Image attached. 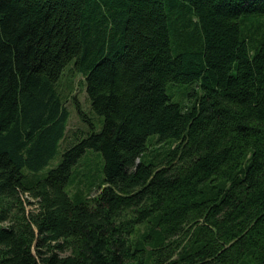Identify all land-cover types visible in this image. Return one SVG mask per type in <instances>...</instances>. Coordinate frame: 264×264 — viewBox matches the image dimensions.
<instances>
[{
	"label": "trees",
	"instance_id": "trees-1",
	"mask_svg": "<svg viewBox=\"0 0 264 264\" xmlns=\"http://www.w3.org/2000/svg\"><path fill=\"white\" fill-rule=\"evenodd\" d=\"M69 63L103 126L39 173ZM0 264H264V0H0Z\"/></svg>",
	"mask_w": 264,
	"mask_h": 264
},
{
	"label": "rangeland",
	"instance_id": "rangeland-1",
	"mask_svg": "<svg viewBox=\"0 0 264 264\" xmlns=\"http://www.w3.org/2000/svg\"><path fill=\"white\" fill-rule=\"evenodd\" d=\"M58 90L64 104L68 110V122L64 136L58 141L55 153L56 161L51 162L41 172L46 173L50 168L55 167L62 157L63 152L73 144L80 136L87 135L93 129L100 130L103 126L104 117L97 113L91 105V100L87 91V83L84 74L74 68L73 63H69L57 82ZM194 88L199 90L198 85ZM193 89L192 84H174L168 87V93L174 101H180ZM189 92V93H188ZM189 101L191 98H185ZM156 134L150 137V150L146 153L163 152L167 148L164 141L158 140ZM139 160V159H138ZM103 156L101 151L87 149L82 155L72 173V183L69 184L68 190L73 198L77 194L85 197L95 195L99 190V185L103 181ZM29 179L36 180V173H28ZM36 203L29 204L28 208L32 209Z\"/></svg>",
	"mask_w": 264,
	"mask_h": 264
}]
</instances>
